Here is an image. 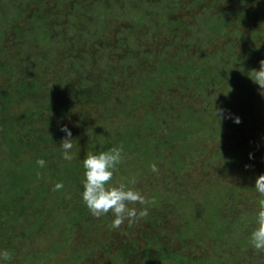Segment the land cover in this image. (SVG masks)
<instances>
[{"label": "trees", "instance_id": "1", "mask_svg": "<svg viewBox=\"0 0 264 264\" xmlns=\"http://www.w3.org/2000/svg\"><path fill=\"white\" fill-rule=\"evenodd\" d=\"M36 1L41 3V0ZM182 1L186 2L185 0H161L158 2L159 5L166 6L158 17L159 23L164 22L167 27H170L171 25L166 23L167 17L172 11L170 7L178 6ZM54 2L57 6L66 4L62 8L67 10L64 13L67 18L56 24L52 23L50 26L45 20L44 31L38 27L34 33L25 35V37L38 35L41 46L45 40H48L49 49L46 47L47 50L39 51L43 52L42 54H36L39 52L31 45L32 37L30 40L24 39L22 43V52L16 57L18 59L22 56L19 65L14 63V58L8 59L0 56V252H8L9 260L6 264H43L42 262L49 257L45 252L42 255L24 254L23 257L13 258L15 252H22L21 248L19 251L14 249L17 247L16 239L19 234L16 232L19 228L22 229L21 233L26 232L28 235L43 231L51 236L53 231H56V226L62 224L60 221L52 219V216H48L52 211L60 214L66 224H77L79 220L93 217L82 200V181L84 179L82 161L85 156L76 155L74 159L59 168L57 182L63 184L60 190L54 191L44 184H36L41 176H50L54 180L56 178V169L54 168L56 164H47V154L42 151V146H47L52 138V131L54 132L50 126L61 119L66 121L78 105H81L82 113L86 115L84 108L92 105L93 100H101L99 92L106 94L104 100L106 104H110L111 113L122 112L127 118L138 106L147 105L152 99L160 96L161 92L168 93L167 91H170L168 87L174 88L176 81L175 73L178 69L176 64L167 61L166 57L157 59V61L154 51L151 53L144 51L139 43L125 39V33L133 34L134 28L137 30L143 27L146 22L143 8H140L143 5L142 0H54ZM202 2L203 0H195L197 4ZM185 4L188 5V2ZM212 4L215 5V0L212 1ZM6 14L4 12L1 17H5ZM210 18L212 17L207 15L204 20V23H208L212 28L206 41L218 36L217 33H213L217 25H215V21H210ZM42 20L43 18L40 19V21ZM197 21H199L198 25L193 26L196 31L203 26L199 19ZM179 22L178 27L182 26L181 28L188 29L192 26L183 20ZM37 26H43V23L37 24ZM257 26L252 29L251 39L261 40L260 38L264 37V30ZM160 29L161 31L153 28L150 33L142 34L143 42L151 39L154 32L163 34L165 30L162 26ZM123 34L124 39H122ZM195 40L192 39V41ZM204 41L202 46L206 44ZM263 43L264 39L259 41L258 46L251 48V53H254ZM79 52L81 54H78ZM63 55H65L64 58ZM75 55L80 58L76 59ZM12 60L13 62H11ZM95 60H98L97 64H95ZM244 60L249 64V59L239 57L236 59L234 56L228 60L227 57L221 56V61L217 63L223 67L221 72L218 71L217 65L212 66L211 75L206 77L207 80L211 82L218 79V82H223L231 79L234 73H228L227 69L231 67L232 70H235V63L244 67ZM151 61L156 63V67H149ZM202 69L204 70V68ZM157 70L165 72V77L160 76L159 79ZM226 72L227 75H224ZM249 74H251L250 70L241 77V80L244 81ZM8 79L11 82L14 80L18 82L9 87L4 82ZM119 79H123L121 84H124L123 81L126 84L119 86ZM159 80H163L164 83L158 85ZM160 100L163 101V99ZM12 106L15 107L16 112L20 113L15 112L10 116L9 108ZM19 106L20 110H18ZM42 109L45 110L44 115ZM47 110H53V112L49 118L45 119L43 117ZM188 111L191 112L187 110L186 113ZM185 117L186 120H190L194 116L187 114ZM215 118L219 122L220 117ZM149 119L146 126L149 128L148 131L153 132L156 118L151 116ZM44 120L49 128L42 126ZM242 121L243 125L249 123L247 119ZM192 122L190 120V123ZM220 124L218 131L225 132L229 129L226 121L222 122L221 120ZM232 125L235 124L231 122L230 126ZM45 129L48 130L45 131ZM197 129L199 130V128ZM204 129L202 128V131ZM102 132V130L98 132L97 141L105 140L106 142H101V145L109 148L123 145L122 155L130 147H134V150L145 153L152 160L161 156L155 150L156 147L160 148L170 144V151L183 148L179 143H170V138H172L170 134L159 136L158 144L151 147V141L144 143L132 139L138 136L139 131L135 133L126 125L115 127L108 136H106V132ZM115 132L118 133L114 135ZM233 132L228 138L224 136H220V138L225 141L231 140ZM91 143H94L93 139ZM224 144L214 155L215 159L220 160L216 170L217 177L212 175L205 179L204 184L197 190L196 197L190 199L184 197L186 193L181 191V188L162 189L154 192L153 200L158 211L153 217L148 218L149 221L145 227L147 230L145 235L153 234L151 240L155 241V244L151 245V248H155V253L148 264H203L204 255L195 258L191 253L194 250L202 249L206 252L210 251L209 257L212 256L214 264H253L257 250L253 248L254 251L249 254V247L252 248L250 234L256 227L255 216L259 210V203L264 201V196L258 194L253 197V199H258V202L256 204L252 202L250 206L246 203L249 207H246L243 217L238 216L237 208L239 206H236L255 189L254 186H244L238 181L242 176L247 177V175L256 178L257 174L262 173L264 169L255 167V157H251L249 161L252 162V167H255L251 173V163L246 165L242 161L244 157L240 153L231 155L229 148ZM22 152L29 154L34 152L36 154L34 163L37 164L39 159H44L46 167H40L39 174H36L31 168H26L23 171L24 174L21 173L18 176V173L14 172L19 170L16 165L15 167L13 165V162H17L13 160V157L17 154L19 158V154ZM184 161L185 159L180 156L175 160L174 168L180 167ZM240 166L241 170L237 171L236 169ZM232 170H236L235 176L239 177L237 181L232 178ZM129 171L132 174L138 173L135 170V164ZM132 174L131 176H134ZM239 186L242 189H238ZM47 202H52V204L46 206ZM41 203L46 206L44 210L49 213L43 210L34 211L37 206V210H41ZM59 206L65 207L64 211L61 212ZM231 211L235 212V217L227 215ZM104 216L96 217L95 225H102L104 222H106V226L113 225L110 212ZM23 218L24 220H22ZM146 218L147 215L141 220H146ZM164 224L170 227L168 232H166L168 229L158 227ZM92 226L91 223L88 230ZM154 227L159 228L158 232H155ZM59 246L58 243L54 248ZM88 248L90 246L74 249L70 255L72 263L68 260L64 264H75L81 256H86L84 252ZM92 248L98 254H102L104 260L106 258L109 262L113 261V264H119L121 253L126 250L122 249L120 255L115 254L118 261L114 263L115 258H111L112 247L109 243L108 245L104 243L99 246L92 245ZM61 254H63L62 251L57 254L59 256L55 260L56 263L62 262Z\"/></svg>", "mask_w": 264, "mask_h": 264}, {"label": "rangeland", "instance_id": "2", "mask_svg": "<svg viewBox=\"0 0 264 264\" xmlns=\"http://www.w3.org/2000/svg\"><path fill=\"white\" fill-rule=\"evenodd\" d=\"M142 1L143 5L140 8H143L146 22L143 27L137 30L134 28L133 34L125 33V39L139 43L144 51H149V53L154 51L156 60L166 57L167 61L176 64L178 69L175 73L174 88L168 87L170 89V91H167L168 93L161 92L160 96L152 99L147 105L138 106L127 118L124 117L122 112L111 113V110H109L110 104H106L104 100V97H106L105 93L99 92L101 100H93L92 105L84 108L86 115L82 113L81 105H78L77 109L66 121L61 119L50 126L54 129L52 138L47 143V146H42V151L47 154V164H56L54 167L56 169L55 180L45 175L41 176L36 184H44L53 189V186L58 181L57 173L59 168L68 162L62 159V149L60 148L65 135L60 130L63 125H67L72 131L73 159L76 155L86 156L89 152L106 151L109 147L101 145V142L106 141H97L98 132L102 130V133L106 132V136H108L115 127H123L124 125L128 129L134 130L135 133L139 131L138 136L132 139L144 143L151 141V143L149 142L152 145L151 147H155L158 144L157 138L159 136L170 134L172 136L170 143H179L183 148L170 151V144L160 148L156 147L155 150L161 156L152 160L145 153L134 150V147H130L128 151L124 152L122 162L117 166V171L110 183L115 185L123 181L129 188L139 191L145 197L146 203L144 205L130 203L129 207L136 208L138 211L142 208H147L146 220H141L140 218L131 226L125 220L120 226L114 227L113 225L106 226V222L102 223V225H95L96 216H93L92 218L90 217L91 221L89 223L90 218L79 220L77 224H66L60 214L53 211L49 213L44 210L52 202H47L46 206L41 203V210H37V206L34 211H46L49 213L48 216H52V219L58 220L62 224L56 226V231L54 230L51 236L43 231L28 235L26 232V234L21 233L22 229L19 228L16 232V234H19L16 239L17 247H14V249L19 251V248H21L22 252H15L13 258L23 257L24 254L42 255L46 252L49 257L42 262L43 264H64V262L67 263L68 260H72L70 255H72L74 249L90 246L84 252L86 256L80 257L79 255L81 254L78 255L80 259L75 264H113V261L109 262L106 258L104 260L102 254H98L92 248V245L99 246L103 243L108 245L109 243L112 247L111 258H115L114 263L118 261L116 255L122 249H126L121 253L119 264H148L155 253V248H151V245L155 244V241L151 240L153 234L150 233V236L149 234L148 236L145 235L148 218L153 217L158 211L153 200L155 198L154 192L162 189L181 188L180 190L186 193L184 197L188 199L196 197L197 190L204 184V180L212 175L216 176L220 160L215 159L214 155L223 143H225V147L229 148L231 155H237L236 153L243 155L244 159L242 161L246 165L251 163L252 167V162L249 159L250 157H255V167L264 169V106H262L264 105V89H261L250 79L249 75L251 74L244 81L241 80V77L248 70H259L260 61L264 60V43L255 50V54L250 51L251 48L259 45V41L264 39V37L260 38L261 40L251 39L254 26L258 25L257 28L264 30V0H215V5L212 4L213 0H203L202 3L198 4L195 3V0H185L186 2L183 3L182 1L178 6L172 5L170 7L172 11L168 15V21L166 22L171 25L170 27H167L164 22L159 23L158 21V17L166 7L163 4L159 5L158 2L161 0ZM187 2L188 5L185 4ZM205 3L206 6H204ZM65 5L57 6L54 0H41L40 4L36 0H0V56L8 59L14 58V63L19 65L22 56H20L21 58L18 57V59L16 57L22 52V43L24 39L30 40L32 37L31 45L37 52L47 50L46 47L49 49L48 40H45L43 42L44 46H41L38 35L27 37L25 35L34 33L38 27L41 31H44L45 20L49 23L48 26L52 23L56 24L60 20H65L67 16L64 13L67 10L62 8ZM4 12L7 13L6 16L1 17ZM132 14L134 15L133 12ZM206 14L212 17L210 21H215L217 26L214 28L215 31L213 33L218 35L212 39H207V41L206 38L209 37L212 28L208 23H204ZM204 15L206 16L204 17ZM41 18H43L42 21H40ZM197 19L200 20L201 25L203 24L201 29H197L198 31L193 28L194 25H198L199 21ZM180 20L192 26L188 29L181 28L182 26L178 27ZM40 23H43V26H37ZM175 23L177 24L173 26ZM160 26L165 30L163 34L154 32V35L150 37L151 39L143 42V35L150 33L153 28L161 31ZM122 37L124 39V34ZM192 39L196 40L192 41ZM203 41L206 43L205 46H202ZM25 52L28 53L27 51ZM78 54L81 53L79 52ZM221 56L227 57L228 60L234 58V56H236V59L238 57L249 59V64L245 60L243 62L244 67H241L239 63H235V70H232L231 67L227 69L228 73H234L231 79L223 82H218V79H216V81L210 82L206 77L209 74L211 75L212 66L217 65L219 72L223 68L217 64L221 61ZM62 57L64 58L65 55ZM77 58L80 57L76 56ZM100 61L103 62L104 60ZM97 63L98 60H95V64ZM149 67H156V63L151 61ZM157 71L159 72V79L160 76L165 77V72L162 70ZM227 72L224 75H227ZM73 73L74 71L72 70ZM122 80H118L119 86L126 84L125 81H123L124 84H121ZM4 82L10 87L18 81L14 80L11 82L8 79L4 80ZM163 83V80H159L157 84L162 85ZM160 99H163V101ZM20 109L21 107L19 106L18 110ZM187 110L191 112L189 113L188 111L186 113ZM221 111L225 115L239 116L241 123L236 124L232 119L224 118H220L218 122L215 117H219ZM15 112L14 106L9 108L10 116ZM44 112L45 110L42 109L43 115ZM52 112L53 110H47L43 118H49ZM156 113H158L157 116H155ZM187 114L194 116L190 118L193 121L192 123H190L189 119L186 120L185 115ZM151 116L156 118L153 132L151 130L148 131L149 128L146 126ZM243 119H247L249 123L243 125ZM221 120L222 122H227L229 129L225 132L217 130L221 126ZM231 122L235 125L230 126ZM42 126L49 128L46 120H44ZM202 128H205L204 131H202ZM216 130L217 133L215 134ZM232 131H234V135L231 140L225 141V139L220 138V136L230 137ZM117 133L115 132L114 135ZM92 139L94 143H91ZM180 156L185 161L180 167L174 168L175 160ZM35 158L36 154L34 152L33 154L22 152L19 154V158L16 154L13 160L17 162H13V165L14 167L16 165L19 171L14 172H17L18 176H20L21 173L24 174V169L31 168L36 174H39L40 166L34 163ZM134 164L135 170L138 171L136 174H132L129 171ZM153 164L156 165L155 172L151 167ZM255 167L250 169L251 173ZM236 170L240 171L241 166ZM236 170H232V178L237 181L239 177L235 176ZM131 174L134 176H131ZM261 174H264V171L257 174V177ZM51 175H54V173H51ZM257 177L254 178L251 175L242 176L238 182L243 183L244 186L253 187ZM238 189H242V187L239 186ZM258 194L254 189L248 196H245V199L238 203L236 206H239L237 208L238 216L243 217L246 207H249L252 202L254 204L258 202V199H253ZM64 208L59 206L61 212L64 211ZM227 215L234 216L235 212L231 211ZM110 216H112L111 212ZM102 217L105 216L103 215ZM91 223L93 226L88 230V226ZM158 227L165 230L170 229L166 224ZM158 227L153 228L155 232H158ZM58 243L60 246L54 248ZM61 251L64 254L60 255L62 262L56 263L55 260L59 256L57 254L61 253ZM249 251V254H251L254 251L253 247H249ZM191 253L194 254L195 258L204 255L203 264L215 263L212 261V256L209 257L210 251L206 252V250L202 249L194 250ZM253 264H264V252H255Z\"/></svg>", "mask_w": 264, "mask_h": 264}, {"label": "clouds", "instance_id": "3", "mask_svg": "<svg viewBox=\"0 0 264 264\" xmlns=\"http://www.w3.org/2000/svg\"><path fill=\"white\" fill-rule=\"evenodd\" d=\"M250 72V79L261 89H264V60L260 61L259 70H252ZM219 117L232 119L236 124L241 123L239 116L225 115L223 111H221ZM60 130L65 134L60 144L62 159L71 161L73 159L72 131L67 125L61 126ZM122 154L123 145L113 146L106 151L89 152L82 161L84 169L82 200L93 216L100 217L111 212L114 227L120 226L125 220L131 226L137 220L147 215V208H142L138 211L136 208L129 207L130 203H139L140 205L146 203L145 197L139 191L129 188L123 181L115 185L110 183L117 171V166L122 162ZM37 164L40 167H44L46 161L39 159ZM151 167L155 172L156 165L153 164ZM62 187L63 184L57 182L53 186V190L58 191ZM254 187L257 193L264 196V174L257 177ZM255 224L256 227L250 234V242L255 250L264 252V201L259 203V210L255 216ZM8 260V252H0V264H6Z\"/></svg>", "mask_w": 264, "mask_h": 264}]
</instances>
